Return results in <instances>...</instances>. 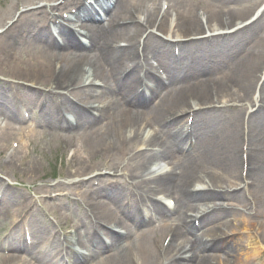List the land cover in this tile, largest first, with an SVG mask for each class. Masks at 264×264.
Wrapping results in <instances>:
<instances>
[{
	"label": "bare ground",
	"instance_id": "bare-ground-1",
	"mask_svg": "<svg viewBox=\"0 0 264 264\" xmlns=\"http://www.w3.org/2000/svg\"><path fill=\"white\" fill-rule=\"evenodd\" d=\"M206 3L217 6L226 7L227 13L223 16L218 12L208 13L207 20L204 24L210 23L208 28L217 29L221 27L223 22L225 24H231L240 15V11L237 12L238 7L241 8L243 3L248 0H204ZM174 5L178 7V20L177 23L171 24L169 21L167 24L161 23L160 29L165 32L174 33L179 35H186L187 37L203 31L201 18L196 14L193 15L190 9L178 0H172ZM192 0H188V4H191ZM247 6V5H246ZM100 7L102 8L103 16L96 13L90 7H85L80 13L75 15L72 21L78 23L77 27L85 29L86 40L81 41L74 32L69 30H63L62 38L60 41L51 37L49 31L46 28L37 27L32 22H26L25 27L20 32L8 31L7 35L14 46H20L24 40L33 41L37 45L41 46V49L46 51V54L59 56L57 61L60 63L56 69L50 66L47 59L36 62L33 65H23L24 68L29 69L27 72L20 70L19 78L25 81H35L43 86L50 88H67L75 84L81 78L86 79L87 75L95 74L97 70L94 63L90 62L87 55H83L85 50L96 45L98 42V50H100L106 59L108 76H104L106 79H111L117 82L118 90L113 92L111 89L105 87L96 88L92 86L84 87V91L74 90L75 93H82L84 95L93 97L99 102H103V109L98 110V118L102 117L104 124L98 128H92L91 123L96 120L90 116L87 111L63 100V104L67 107H73L76 109L79 117V123H77L78 129H84L90 126L87 130H82L81 133L85 135L83 144L85 146V153L79 156V160H73L70 164L71 167H83L86 159L95 158L101 155L103 151L112 150L114 146H117L119 141L127 142V146L139 142L138 140L149 141L152 139L149 135L143 134L142 127L153 124L155 128L170 127L172 130L164 128L166 130L165 139L159 144L161 148L157 151H143L138 153L133 158L135 159V170L132 179L143 184L148 190L152 188L156 191L163 189L165 183L169 182L172 178H177V207L174 210L176 217L182 221L181 227H173L172 236H170L168 245L170 243H176L177 240H181L185 235L184 233H194L193 225L190 223L188 212L198 217V223L204 226L203 236L197 239L194 235L195 241L189 246L186 252L188 261L186 264H217L219 261L215 260L214 256L203 254L202 252L212 243L213 238L224 237V230L227 228V221L229 212L225 209L216 207L217 203L212 200L206 193L201 191H194L192 184L196 181L199 185H215L221 186L219 179L213 176H205L199 172V169L204 164L212 165L215 169L225 171L227 173H233L235 165L240 158L241 145V133L240 140L237 137V129L235 128V122L238 120V116L233 114L229 118H224L219 115L214 122L211 118V113L215 110L213 108H206L203 111L196 113L195 121L192 122L191 129L195 132L196 137L199 139L198 146L191 153H184L182 147L185 142V129L182 124V118L180 116L168 120L172 115L178 112L184 111V107L195 101L197 105H204L213 103V98L218 96L231 98V91L224 88L225 77L220 81L213 82L211 76L213 69H222L226 64V68L229 70V62L231 55L234 53L231 47L222 46L224 43L229 45L230 43L235 45L240 42L253 38L262 27V21L258 20L242 26L233 33L218 34L213 36H207L202 38L200 43H205L204 46H208L215 49L214 56H217L212 63L197 62V51H193L195 45L194 40H190L182 44L179 53L176 57L170 55L168 42L159 40L154 33H150V43L153 42V46L156 49L155 54L163 61L164 66L168 72V83L164 86L161 84L159 78L154 74L151 67L148 66L146 72L141 75L139 72L140 56L137 50V35L143 28H151L154 26V17L159 15V8L152 0H101ZM245 8V7H244ZM243 8V9H244ZM223 9V8H222ZM251 13V12H250ZM249 13V14H250ZM134 14V17H133ZM161 15V14H160ZM159 15V16H160ZM164 16H162L163 18ZM139 18L140 23H129L123 25L121 22L124 19ZM154 19V20H153ZM27 21V20H26ZM101 21L102 32L100 36L94 34L92 26ZM165 21V19H163ZM162 21V22H163ZM121 23V24H120ZM146 25V27H143ZM58 36H60L58 34ZM118 40L125 42L124 47L117 45ZM218 43V44H216ZM199 47V46H197ZM60 49V51L58 50ZM55 50V51H53ZM253 53L247 55L246 59L242 60L239 65L233 67L229 72V77H232L242 92H246L252 88V81L257 79L256 71L260 60L264 57V44L254 47ZM196 59L194 62L192 60ZM30 71V72H29ZM193 72L203 73L205 80L202 84L190 87L184 86L185 79ZM146 81L154 83V89H162L163 94L154 101L151 105L146 106L149 96L153 90L146 88L145 91H139V85H146ZM21 87L20 85L14 88ZM1 90L6 91V87H0ZM262 92L264 93V82L261 85ZM25 94L30 98L40 97L42 94L36 89H23ZM51 97L52 93L49 94ZM145 107L144 116H139L135 113H131L128 107ZM188 108V107H187ZM186 108V109H187ZM239 109L237 108L238 112ZM8 119L10 121H16L19 119L18 115L10 110L8 113ZM46 116V117H45ZM44 117V118H43ZM46 118V120H45ZM41 123L48 124L49 128L54 129L56 126H60L64 129L69 124L64 121L55 111L54 106H49L46 109L44 116L40 120ZM170 123V124H168ZM215 123H221L220 126H216ZM185 124V122H184ZM65 126V127H64ZM3 127L0 129V139H3L10 133L9 127ZM249 129V142L251 145L256 146V153L248 155L247 161H250L249 167L255 175L256 180L264 179V117L261 112H258L252 119L248 121ZM89 132V133H88ZM222 138V139H221ZM142 145V144H141ZM178 151L184 158L183 163L175 165L180 168V174L175 175L169 170H158L152 176L146 178L144 175L148 171L150 165L157 160L162 159L166 165H171L172 151ZM86 154V155H85ZM212 163H217V167ZM220 167V168H218ZM248 167V171H249ZM76 169V168H74ZM3 182L0 180V184ZM123 188L128 189L127 185H123ZM106 195L101 194V198L109 200L113 205H117L123 208L120 200V195L123 192L121 187L107 186L104 190ZM218 195V191L212 192ZM140 201L148 202L146 199L140 197ZM92 209L97 212L104 213L108 219L114 220L117 226L125 229V234L114 235L116 243H112L113 257L102 255L100 257L101 264L106 261V264H127L124 261L125 256L131 255L133 252H138L140 260L143 264H149L152 259V251H156L155 245L143 235L135 234L132 227L136 228L137 222L140 219L150 220L147 225L157 220L163 222L161 216H155L156 214L163 213V204L161 202H151L152 211L150 215L148 213H141L142 209L138 204L130 202L129 214H126V218L129 219L131 225H123L112 212L106 210V208L100 204L92 203ZM179 205L182 206L181 209ZM219 206V205H217ZM211 208V209H210ZM209 209V210H207ZM144 210V209H143ZM22 211V210H21ZM20 211V212H21ZM207 211H211V214H206ZM20 212L17 214L18 218ZM205 213V214H204ZM155 217V220H152ZM159 222V221H158ZM169 225V220L164 223V227ZM162 226L158 223L156 229L161 230ZM41 230V229H40ZM264 232V229L260 228ZM254 233H260L259 229ZM163 235V234H162ZM162 235H160L162 237ZM160 237V238H161ZM209 237V240L205 238ZM258 242L260 238L256 237ZM222 241L221 238L217 239ZM9 245L16 249V245L9 243ZM150 245V246H149ZM179 245H183L179 243ZM104 250L107 247L101 245ZM42 241H34L32 248L28 251V255L33 257L34 263L37 264H63L62 260L57 257L58 247L54 246L48 253L41 252ZM150 247V248H149ZM179 247V246H178ZM215 247V245H214ZM26 250V249H24ZM92 251V250H91ZM99 251V249L97 250ZM202 253V254H198ZM256 255V252H252ZM128 254V255H127ZM246 256V255H245ZM155 258H153L154 260ZM84 258H73V264H81L84 262ZM99 261V262H100Z\"/></svg>",
	"mask_w": 264,
	"mask_h": 264
},
{
	"label": "rangeland",
	"instance_id": "rangeland-1",
	"mask_svg": "<svg viewBox=\"0 0 264 264\" xmlns=\"http://www.w3.org/2000/svg\"><path fill=\"white\" fill-rule=\"evenodd\" d=\"M14 4H15V2L11 3V0H0V21H3V19H5L11 15L12 9L15 7ZM245 4H247V2L243 3V5L241 6V10L244 8ZM196 7H206V5L194 4L192 6V10H194ZM262 31H264V28ZM119 43H123V42L120 41ZM262 43H264V39L260 44H262ZM255 44H256V40H255V38H253V39L247 41V43H244L243 46L240 45V47L235 52V58H233V61H231V63H230L231 68L236 65V63H237L236 61H237L238 57L247 56L248 53L252 54L254 52L253 49H254ZM260 44H259V46H261ZM119 45H121V44H119ZM23 52L24 53L21 54L20 61L18 62L19 58L17 56L16 63L11 64L10 67L8 66L5 69L4 73H6V72L10 73V71H17V70H18V72H20V70H22V69H23V71L27 72L29 69L24 68L23 65H33L34 63H36L38 61L39 55L41 56V60L46 59V55L43 53L44 51L42 49H40V47L35 45V44H30L28 48L26 47V49L23 50ZM87 55L89 56V58L92 61H94L97 64H99L100 62H102L104 60L103 56L101 54H99L97 51H90L87 53ZM49 65L51 66V63ZM216 73L217 74H215V76L219 77V80H221V78L225 74L227 75V72L224 73V71H223V74H222V72H216ZM228 79H225V80L228 82H231V83H233V82L235 83V81L232 78L229 77ZM5 99H7V101L10 102L11 96L7 95V97L5 96ZM186 108H187V105L184 107V109H186ZM1 109H2V106L0 105V110ZM132 111L134 113L136 111V109L132 108ZM0 125H2V126L5 125V122L1 119H0ZM99 125H100V123H99ZM220 127H221L220 129L223 128L222 126H220ZM36 130H37L36 133L31 132L29 130H21V131L15 132L14 134L12 133V134L6 135L3 139H0V164L2 163V161H5V157L8 155V153H10L12 151L11 146L9 145V139L11 136H16V138L19 140V144H18V147L16 150L17 153L13 154V159H12L13 164L17 165V164H22L23 162L29 163L28 164V167H29L28 172H30L29 176H31V180L33 181V183H34V181H36V183H38V182L42 183L41 179L39 177H36L40 174L41 175H43V174L44 175H51L53 173L58 172V167L55 163H62L61 168L64 169V171H65L67 167L64 164V162L68 161L67 157L74 155L73 156L74 159L79 160V156H81L80 153H82V155L85 153L84 152L85 146L82 142V141H84V137H85V135L83 133L82 134L81 133H79V134L75 133L76 139L74 140V137H73L72 139H70L72 143H65V142H63L61 135L53 132L52 129H51V131L49 129H45V131L40 132L41 131L40 128L36 127ZM237 130L239 131V126H238ZM68 145H73V147L68 146ZM105 153H107V152L103 151L101 153V155H98L95 158L86 159L84 164H83V167H81V168L83 170H86L91 166H96V165H91V166H89V165L91 162H97V160H99V164L102 163L106 158L105 156L107 155ZM60 154H62V157H59ZM120 159H121V157H120ZM59 160H61V162H59ZM212 164L215 165L216 167L218 166L217 163H212ZM203 167L204 168H212V166H210L208 164H205ZM238 169H239V160H238V164L235 167L234 171L238 172ZM18 174L19 173H16L12 176L13 181H20L21 180L22 177H20ZM35 197H36V194L34 195L33 199H35ZM261 197H262V201H263L264 200V192H262ZM259 208H260V211L264 213V206L262 204H260ZM11 214H12V212L9 213L10 218H11ZM78 215H79V219H80L81 213H78ZM5 216H8V215H5ZM10 218H9V220H10ZM245 225H247L246 222L243 223L241 221V219L238 218L237 221H235V220L231 221V229L230 230H231V232H239L241 234L243 232L242 227ZM47 230H49V229H47ZM257 236L264 240V232L263 231L261 233H259ZM149 237H150V235L147 232H145V238L149 239ZM247 240H248L247 234H245V235L241 234L239 236V241H238V244H236L237 247H235V250H233L229 253H227V252L226 253L224 252V254L217 253L216 255H211V256H214L212 258L219 261V263H217V264H255L254 258L251 257L250 255L247 256L248 259L244 258V260H243V258H242L243 253L240 249L241 248L244 249V247L247 244L249 246H253L249 242H247ZM252 248H253L252 250H257L255 247H252ZM108 257H113V256L109 255ZM123 258H124L125 263H127V264H133V263L134 264H142L141 261L139 263L131 261L130 255L125 256ZM3 259H7V258H4L2 255H0V264H15L14 260L12 261V259L9 261L3 260ZM103 264H106V261Z\"/></svg>",
	"mask_w": 264,
	"mask_h": 264
}]
</instances>
